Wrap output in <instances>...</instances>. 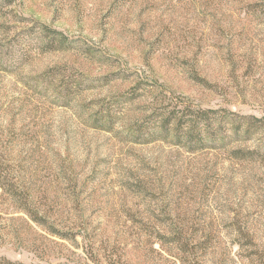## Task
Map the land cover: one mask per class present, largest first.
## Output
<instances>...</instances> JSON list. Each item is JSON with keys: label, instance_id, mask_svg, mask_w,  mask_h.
<instances>
[{"label": "rangeland", "instance_id": "obj_1", "mask_svg": "<svg viewBox=\"0 0 264 264\" xmlns=\"http://www.w3.org/2000/svg\"><path fill=\"white\" fill-rule=\"evenodd\" d=\"M160 102L264 120V0H0V257L264 264V125L190 151Z\"/></svg>", "mask_w": 264, "mask_h": 264}, {"label": "trees", "instance_id": "obj_2", "mask_svg": "<svg viewBox=\"0 0 264 264\" xmlns=\"http://www.w3.org/2000/svg\"><path fill=\"white\" fill-rule=\"evenodd\" d=\"M44 29L47 31L46 35L48 37L53 36L49 41L50 44L56 41L60 45L65 43L63 41L66 39L61 32L48 28ZM220 112L221 110L211 108H198L191 105L181 108L176 104L160 102L157 110L151 111L148 115V124L150 125L148 127L142 126V128L139 126L136 130L143 133L146 140H163L194 151L211 146L205 145L207 140L210 143H215L217 140L224 141L229 135V132L226 131L227 127L231 128V134L249 139L257 128L264 125L262 118H256L251 115H235L231 117L225 113L220 114ZM215 125H217L216 128H214ZM221 125L223 130H220L219 126ZM26 211L27 213H32V210ZM0 264L23 263L0 257Z\"/></svg>", "mask_w": 264, "mask_h": 264}]
</instances>
